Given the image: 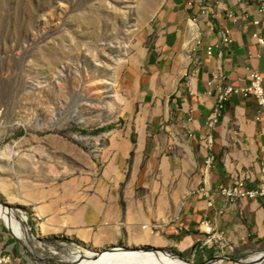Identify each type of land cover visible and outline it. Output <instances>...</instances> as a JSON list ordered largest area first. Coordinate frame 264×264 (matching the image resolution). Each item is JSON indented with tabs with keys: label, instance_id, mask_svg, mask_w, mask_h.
I'll list each match as a JSON object with an SVG mask.
<instances>
[{
	"label": "rangeland",
	"instance_id": "obj_1",
	"mask_svg": "<svg viewBox=\"0 0 264 264\" xmlns=\"http://www.w3.org/2000/svg\"><path fill=\"white\" fill-rule=\"evenodd\" d=\"M190 1L0 0V200L27 217L35 239L25 247L0 218V242L16 264H70L76 249L99 253L115 247L170 250L191 264L225 256L248 261L264 253L230 254L227 246L223 253L216 243L215 255L181 256L170 241L100 242L50 213L52 201L66 192L76 202L96 193L99 184L111 191L107 170L127 138L134 151L117 192L132 191L149 236H159L162 224L180 217L196 192L187 137L174 132L179 124L165 95L142 104L133 86L140 74L151 75L152 66L170 59L156 51L158 25L165 15L192 19L197 8ZM97 66L114 70L115 104L103 95L94 107L83 97L84 78ZM139 127L152 133L143 152L137 151Z\"/></svg>",
	"mask_w": 264,
	"mask_h": 264
},
{
	"label": "crops",
	"instance_id": "obj_2",
	"mask_svg": "<svg viewBox=\"0 0 264 264\" xmlns=\"http://www.w3.org/2000/svg\"><path fill=\"white\" fill-rule=\"evenodd\" d=\"M221 1L222 9L203 15L198 13L197 7L201 1L194 0L197 9L189 21L182 15L163 16L158 25L161 31L156 51L170 59L158 67L152 66L151 75L140 74L133 86L142 104L152 103L158 96L165 95L179 124L173 128L174 132L187 137L196 167L191 175L196 192L182 208L180 217L171 224H162L157 231L159 236H149L143 230L144 209L134 201L132 191L117 192L126 178L125 164L134 151L125 138L107 170L106 178L112 190L109 191L106 184H99L96 193L76 202L71 200L73 194L66 192L50 205L51 216L56 221L64 219L67 226L93 233L100 242L130 245L150 241L165 245L170 241L174 252L181 256H192L196 252L205 256V251L209 255L217 254L216 242H209L199 228L200 223L208 219L214 222L217 230L225 233L227 253L264 251V197L229 202L220 194L222 187L230 186L235 177L247 170L252 172L248 187L259 186L264 163V115L254 99L234 95L214 128L209 131L207 127L218 101L217 84L210 85L215 74L222 71L226 78L224 84L236 88L249 84L248 68L264 76V46L253 37L254 33L264 37V30L253 24L256 20L264 23V13L256 3ZM226 9L236 12V22L226 17ZM224 28L231 31L232 44L221 55L217 52L208 55L207 47L220 40ZM170 117L168 115V119ZM209 132L213 139L210 150L205 146ZM136 133L137 151L143 152L147 149L148 135L152 133L144 127H139ZM209 154L214 160L207 168L205 158ZM203 187L208 194L199 192ZM211 199L213 206L209 205ZM35 217L42 219L39 212ZM217 247L225 253V247L221 248L220 244Z\"/></svg>",
	"mask_w": 264,
	"mask_h": 264
},
{
	"label": "built area",
	"instance_id": "obj_3",
	"mask_svg": "<svg viewBox=\"0 0 264 264\" xmlns=\"http://www.w3.org/2000/svg\"><path fill=\"white\" fill-rule=\"evenodd\" d=\"M203 3H208V14H214L215 9H222L223 3L221 0H203ZM190 4V3H189ZM259 11L264 13V5L259 7ZM200 14V8L198 9ZM207 14V15H208ZM244 16L249 18V14L245 13ZM226 17L232 22H236L238 15L234 11H228L226 9ZM195 21V19H194ZM253 24L260 26L264 30V23L261 21H253ZM253 37L256 39L259 45L264 46V37L258 33H254ZM233 42L231 36V31L229 29L221 30V38L218 42L209 45L207 47L208 55H212L217 52L221 55L225 48L230 46ZM249 70V84L245 87H233L231 85L224 84L225 75L222 71L218 72L213 76L210 85L217 84L219 89L217 104L209 117L207 127L210 130L214 128L216 123L221 116V113L225 110L226 105L230 101L231 97L234 95H240L245 99H254L259 108L260 113L264 115V76L263 74L253 68H248ZM260 120V117L258 118ZM213 144L212 135L209 132L206 138L205 146L210 150ZM213 156L211 154L207 155L205 158V165L210 168L213 164ZM261 182L257 188L248 187V181L251 179L252 172L250 170L244 171L241 175L233 179V183L230 186H225L220 189V194L229 202H236L238 200L245 199H256L259 197H264V163H262V168L260 170ZM199 192L208 194L206 188H200ZM209 205H214V200L209 201ZM200 231L203 232L209 242H216L221 245V248L227 246V240L225 233L216 229L215 224L212 220H203L199 225ZM14 256L5 250L4 243L0 242V264H16Z\"/></svg>",
	"mask_w": 264,
	"mask_h": 264
},
{
	"label": "bare ground",
	"instance_id": "obj_4",
	"mask_svg": "<svg viewBox=\"0 0 264 264\" xmlns=\"http://www.w3.org/2000/svg\"><path fill=\"white\" fill-rule=\"evenodd\" d=\"M200 1L201 4L198 6L200 8V14H208V3H203V0ZM194 3L195 2L190 1L191 6L194 5ZM113 77L114 70L105 68L99 69L97 66L95 70L91 71L84 78L81 90L86 102H89L94 107L101 106L100 100L102 96L105 95L110 104H115L117 92L113 88ZM103 105L106 104L102 102V106ZM0 218L4 221L10 232L21 241L25 247L29 246L28 248H32L31 243L35 239L27 224V217L18 216L9 207L3 206L0 200ZM72 257L73 260L70 264H191L172 255L169 250L124 249L115 247L98 253L76 249ZM248 261L252 264H262L264 263V254L258 255L255 258L251 257Z\"/></svg>",
	"mask_w": 264,
	"mask_h": 264
},
{
	"label": "water",
	"instance_id": "obj_5",
	"mask_svg": "<svg viewBox=\"0 0 264 264\" xmlns=\"http://www.w3.org/2000/svg\"><path fill=\"white\" fill-rule=\"evenodd\" d=\"M1 204H2L3 206H5V207H9V208H11L10 206L7 205V203H5V202H3V201H1ZM6 227H7V226H6ZM7 228H8V227H7ZM118 248H120V247H118ZM124 249H126V248H124ZM169 252H170L172 255L176 256L175 254L172 253V251L169 250ZM263 254H264V253H263ZM177 257H178L180 260L185 261L183 257H180V256H177ZM223 259H229V260H231V261H233V262H238V263L252 264V263H250V261H242V260H240V259L233 258V257H229V256H225V257H215V258H212V259H210V260H208L207 262L202 263V264H210V263H214V262H216V261H220V260H223Z\"/></svg>",
	"mask_w": 264,
	"mask_h": 264
}]
</instances>
